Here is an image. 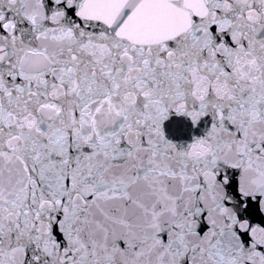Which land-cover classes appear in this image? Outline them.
Listing matches in <instances>:
<instances>
[{
	"label": "snow or ice",
	"instance_id": "6c2138e0",
	"mask_svg": "<svg viewBox=\"0 0 264 264\" xmlns=\"http://www.w3.org/2000/svg\"><path fill=\"white\" fill-rule=\"evenodd\" d=\"M0 264H264V0H0Z\"/></svg>",
	"mask_w": 264,
	"mask_h": 264
},
{
	"label": "water",
	"instance_id": "95a60500",
	"mask_svg": "<svg viewBox=\"0 0 264 264\" xmlns=\"http://www.w3.org/2000/svg\"><path fill=\"white\" fill-rule=\"evenodd\" d=\"M166 127L169 131V134L176 135V134H186L189 125L182 119L173 118V120L170 121Z\"/></svg>",
	"mask_w": 264,
	"mask_h": 264
}]
</instances>
